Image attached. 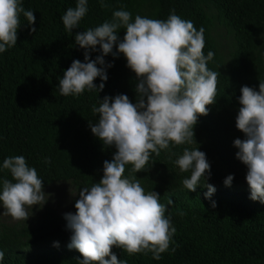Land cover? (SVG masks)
Listing matches in <instances>:
<instances>
[{
    "label": "trees",
    "instance_id": "trees-1",
    "mask_svg": "<svg viewBox=\"0 0 264 264\" xmlns=\"http://www.w3.org/2000/svg\"><path fill=\"white\" fill-rule=\"evenodd\" d=\"M22 6L32 10L36 19L28 25L21 14L16 46L0 54V162L7 156H24L42 179V190L70 183L77 193L71 202L74 213L79 190L99 182L103 162L110 161L115 151L91 133L89 121L97 118L91 108L105 95L125 94L135 103L137 82L123 55H107L105 63L112 67L106 69L101 91L61 96L57 83L63 72L73 60L84 62V49L75 45L74 36L110 20L112 12L121 8L133 18L139 14L161 20L174 10L197 30L204 29L202 51L214 53L207 68L218 72L217 97L194 125L197 145H170L169 150L152 155L146 170L135 173L145 191L159 194L160 203L173 200L165 212L176 229L169 250L158 261L151 253L128 255L115 246L110 251L127 264H264V204L249 199L247 167L235 158L237 149L232 145L234 139H244L235 127L240 88L258 90L264 81V0H103V6L99 0H88V11L72 35L64 30L60 17L68 7H75V0H22ZM216 24L234 40L227 59L213 35ZM117 35L122 38L124 29H118ZM97 55L99 51L90 52L89 59ZM93 83L99 84V77ZM185 147H198L206 155L210 176L205 183L215 188L210 199L204 197L205 187L198 185L190 192L182 187L181 180L189 173L179 172L173 160ZM229 174L233 180L225 186L223 179ZM2 179L11 176L0 171ZM69 236L63 216L50 205L34 206L25 222L0 220L3 264H79L81 254L66 247Z\"/></svg>",
    "mask_w": 264,
    "mask_h": 264
},
{
    "label": "clouds",
    "instance_id": "clouds-1",
    "mask_svg": "<svg viewBox=\"0 0 264 264\" xmlns=\"http://www.w3.org/2000/svg\"><path fill=\"white\" fill-rule=\"evenodd\" d=\"M99 3L103 6V0ZM87 5L88 0H75V7H68L60 17L69 35L87 13ZM21 14L28 25L35 23L33 11L25 10L22 0H0V54L16 46ZM118 29H124L122 38L117 35ZM74 43L84 49V62L73 60L63 72L57 83L61 96L101 91L107 80L106 69L112 67L105 63L107 55H123L137 82L135 103L125 94L105 95L91 108L97 117L94 123L89 121L91 133L115 151L110 161L103 162L99 182L79 190L75 212L63 214L70 232L66 247L81 254L79 264H127L110 251L113 246L128 255L151 253L158 261L169 250L176 231L170 216L165 215L173 200L169 198L167 205L160 203L159 194L145 191L135 173L146 170V165L153 162L152 155L169 150L170 145L196 144L193 128L198 116L206 115V105L217 97L218 72L207 68L214 53L205 55L202 51L203 27L197 30L174 10L161 20L139 14L133 18L121 8L112 12L110 20L76 33ZM96 51L100 55L89 59L90 52ZM97 77L100 83L94 84ZM238 103L241 107L235 127L244 139L232 141L237 149L235 158L247 167L249 199L264 204V81L259 82L258 90L241 86ZM44 163L49 164L50 159L45 157ZM173 164L179 172L189 173L181 180L184 189L195 191L200 185L207 189L205 199H210L215 188L205 183L210 165L204 152L198 147H185ZM128 165V175H124ZM0 171L11 176V180H0V207L4 209L0 214L25 222L32 206L41 208L48 199L42 191V179L22 155L5 157ZM232 180L229 174L223 184L230 186ZM211 206L215 207L214 201ZM178 214L184 215L183 211ZM56 244L53 242V246ZM4 255L0 250V264Z\"/></svg>",
    "mask_w": 264,
    "mask_h": 264
},
{
    "label": "rangeland",
    "instance_id": "rangeland-1",
    "mask_svg": "<svg viewBox=\"0 0 264 264\" xmlns=\"http://www.w3.org/2000/svg\"><path fill=\"white\" fill-rule=\"evenodd\" d=\"M213 35L217 37L220 45L222 46V52L224 57L227 59L228 53L232 49V44L234 43L232 35L226 32V29L223 26L216 24L214 28ZM45 194H48V199L44 205H50L53 207L57 213L63 216L64 213L72 212L71 202L74 199L75 190L74 187L68 182H60L54 185H51L48 188L42 190ZM35 205L32 206V208ZM32 208L30 209L32 213ZM4 209L0 207V212H3ZM0 220L2 222L14 223L17 222L13 220L10 216L0 214Z\"/></svg>",
    "mask_w": 264,
    "mask_h": 264
}]
</instances>
